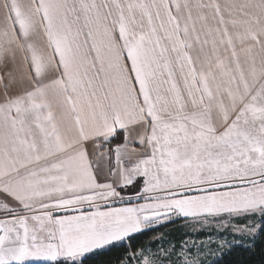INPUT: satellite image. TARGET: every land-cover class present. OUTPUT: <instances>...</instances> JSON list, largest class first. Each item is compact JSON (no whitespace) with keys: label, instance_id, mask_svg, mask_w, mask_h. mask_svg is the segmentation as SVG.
<instances>
[{"label":"snow or ice","instance_id":"6c2138e0","mask_svg":"<svg viewBox=\"0 0 264 264\" xmlns=\"http://www.w3.org/2000/svg\"><path fill=\"white\" fill-rule=\"evenodd\" d=\"M179 218L264 236V0H0V264H87Z\"/></svg>","mask_w":264,"mask_h":264},{"label":"rangeland","instance_id":"374dc122","mask_svg":"<svg viewBox=\"0 0 264 264\" xmlns=\"http://www.w3.org/2000/svg\"><path fill=\"white\" fill-rule=\"evenodd\" d=\"M249 221L258 222L259 218H241L234 221V223L245 224ZM159 226H162L163 228L156 232V236H154L151 241H149L146 245L142 246L139 249L150 248L153 252H155L160 247L161 239L170 241L177 245H179L182 240H196L207 242L209 239H211L213 243L209 244L202 253V258L205 259L206 264L212 263L229 249L228 247L220 249L218 245L221 241L232 242L233 246L236 244H249L252 240L250 236H241L240 234L233 233L231 228H228L227 230H218L215 224L209 226L193 220H185L183 218L175 219L173 222H168ZM167 246L168 245L165 244V247ZM192 251L195 254V249H193ZM209 252H211L212 254L209 255Z\"/></svg>","mask_w":264,"mask_h":264},{"label":"trees","instance_id":"16d2710c","mask_svg":"<svg viewBox=\"0 0 264 264\" xmlns=\"http://www.w3.org/2000/svg\"><path fill=\"white\" fill-rule=\"evenodd\" d=\"M161 228L163 227L156 226L144 230L125 241L89 253L87 264H120L130 252L136 251L151 241ZM249 244H252L251 249L248 247ZM249 244L233 245L209 264H264V236L257 235L255 241L251 240Z\"/></svg>","mask_w":264,"mask_h":264},{"label":"crops","instance_id":"0c3cea01","mask_svg":"<svg viewBox=\"0 0 264 264\" xmlns=\"http://www.w3.org/2000/svg\"><path fill=\"white\" fill-rule=\"evenodd\" d=\"M125 191L130 192L131 190L129 189V190H125Z\"/></svg>","mask_w":264,"mask_h":264}]
</instances>
